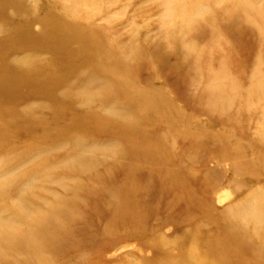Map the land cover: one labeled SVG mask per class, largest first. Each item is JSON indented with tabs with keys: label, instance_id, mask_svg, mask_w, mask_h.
Here are the masks:
<instances>
[{
	"label": "rangeland",
	"instance_id": "obj_1",
	"mask_svg": "<svg viewBox=\"0 0 264 264\" xmlns=\"http://www.w3.org/2000/svg\"><path fill=\"white\" fill-rule=\"evenodd\" d=\"M0 81V264H264V0H0Z\"/></svg>",
	"mask_w": 264,
	"mask_h": 264
},
{
	"label": "bare ground",
	"instance_id": "obj_2",
	"mask_svg": "<svg viewBox=\"0 0 264 264\" xmlns=\"http://www.w3.org/2000/svg\"><path fill=\"white\" fill-rule=\"evenodd\" d=\"M35 79V78H34ZM33 79V80H34ZM31 80H32V78H31ZM1 82V81H0ZM4 82V81H3ZM46 81H44V82H42V84H40V89L42 90V92L45 94V93H47V97L51 100V101H54V102H57V100L54 98V96H53V93H54V90H53V88L55 89V84H54V82H50V83H45ZM60 82V81H59ZM63 82V81H62ZM61 83V82H60ZM5 85V84H4ZM6 86V85H5ZM119 86V85H118ZM15 87V86H14ZM6 90V89H5ZM41 92V91H40ZM14 96V95H13ZM58 102L59 103H62V101H60V100H58ZM58 106V105H57ZM17 110V109H16ZM91 114V113H90ZM83 115V114H82ZM71 117V116H70ZM87 117V116H86ZM54 122V121H53ZM50 125V124H49ZM35 127V126H34ZM37 127V126H36ZM119 127V126H118ZM120 129V128H119ZM9 130V129H8ZM7 130V131H8ZM122 134H124V133H122ZM126 134H128V133H126ZM226 195H227V193H225ZM225 195V196H226ZM227 197H229V195H227L225 198L227 199ZM218 198V197H217ZM221 198H223V197H221ZM229 199V198H228ZM219 200H221L220 199V197H219ZM218 200V201H219ZM217 201V202H218ZM230 201V200H229ZM220 202V201H219ZM227 202V201H226ZM259 209V208H258ZM260 211V210H259ZM257 213H258V211H257ZM52 215V214H51ZM260 215H258L257 217H259ZM240 217H244V216H241L240 215ZM236 218H238V216L236 217ZM236 218L234 219V221L236 220ZM262 218V217H261ZM239 219V218H238ZM245 219H241V221H242V223H246V225H247V222L246 221H244ZM252 220V219H251ZM254 224H255V222H257L256 221V218H254ZM240 221V220H239ZM238 222V221H237ZM258 223H259V221H258ZM257 223V224H258ZM248 224H250V223H248ZM260 224V223H259ZM258 224V225H259ZM243 225H245V224H243ZM256 226V224L254 225V227ZM246 227V226H245ZM247 227H249V226H247ZM257 227V226H256ZM257 230H259L258 228H256ZM255 232V231H254ZM256 234V233H255ZM31 244H33V243H31ZM120 250H121V248H120ZM33 254V253H32Z\"/></svg>",
	"mask_w": 264,
	"mask_h": 264
}]
</instances>
